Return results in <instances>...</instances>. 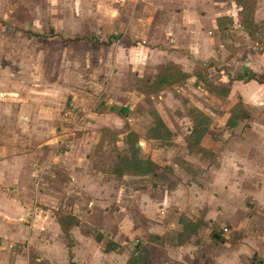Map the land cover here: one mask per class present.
I'll return each instance as SVG.
<instances>
[{"label":"crops","instance_id":"crops-1","mask_svg":"<svg viewBox=\"0 0 264 264\" xmlns=\"http://www.w3.org/2000/svg\"><path fill=\"white\" fill-rule=\"evenodd\" d=\"M176 2L180 11L163 21L165 35L161 36L170 41V51L154 48L152 44L159 39L144 42L150 29L147 24L144 35L136 40L129 28L128 36L117 35V40H107L104 35L76 42L105 44L107 58L113 49L111 60L138 76H143L150 63L155 71L178 67L185 56L224 62L220 74L228 89V105L222 109L224 102L217 100L222 107L204 112L210 119L209 129L197 144L188 146L187 142L193 118L184 122L180 113L170 119L158 111L161 116L157 118L171 136V144L160 145L149 131L154 119L148 121V127L138 129L145 124L139 113L120 118L116 112L93 111L96 102L91 101L90 91L88 95L65 88L47 92L35 90L36 84L31 83L25 85L22 95L18 75L23 73L15 68L0 71V264H124L138 244L136 240L151 249L154 264H264V83L237 78L246 70L264 72V39L261 54L248 47L253 33L241 25V6L234 0ZM251 13L253 25L264 20V0H254ZM220 19L226 24L219 30ZM215 29L218 36L212 35ZM260 30L264 33V27ZM227 66L239 72L232 76ZM207 72L211 76L212 69ZM127 93L129 96V90ZM239 99L249 117L229 128L227 108ZM91 102L88 114L81 113L76 123L75 130L81 131L70 133L58 125L57 132L52 130L51 123L62 116L61 105L79 113L81 106ZM64 120L70 121V117L64 116ZM124 120L139 136L136 145L141 156L157 165L154 174L117 176L104 162L113 151L108 148L112 140L102 130L117 133L123 142L125 128L122 131L119 122L126 124ZM184 123L189 125L186 131H182ZM211 128L223 130L222 140ZM55 141L65 144L57 153L51 147ZM216 143L217 149L212 146ZM155 154L167 156L164 167L160 159L151 157ZM175 156L179 157L177 163L169 159ZM50 158L56 162L50 163ZM97 160L102 161L100 165ZM162 173L173 182L164 183ZM138 177L141 180L135 182ZM62 214L77 220L69 228V237L58 221ZM30 220L33 227L25 224ZM191 221H198L197 233L177 245L181 226ZM215 223L221 228L226 225L229 231L226 227V232L212 231L210 226ZM109 241L119 246L105 251ZM13 244H26L29 258Z\"/></svg>","mask_w":264,"mask_h":264},{"label":"rangeland","instance_id":"rangeland-1","mask_svg":"<svg viewBox=\"0 0 264 264\" xmlns=\"http://www.w3.org/2000/svg\"><path fill=\"white\" fill-rule=\"evenodd\" d=\"M237 6L239 5L237 4ZM179 7L176 0H0V71L15 68L19 73H23V75H18V89L22 95L26 93L25 85L31 83L36 84L35 90L47 92L49 90L51 92L60 91L59 89L65 88L78 90L77 92L80 94L86 95L90 91L94 96L91 101L96 102L97 106L93 111L104 112L106 110L102 111V105L108 104L114 106L116 114L120 118L127 116V113L129 116L139 113L145 124L138 125V129L148 127V121H153V119L154 123H157L156 119L160 115L158 111L161 112L162 117L170 119L177 117L180 113L179 115H184V122H186V118L189 120L194 118L195 110L203 114L207 109L208 112H212L216 109L215 106L221 105L222 107V104H218L222 101L224 102L222 109H225L228 102L226 95H223V90L220 89L216 93L209 86L211 84L215 87H224L220 74L223 72L220 71L223 66L226 67L224 62L216 64L214 61L208 62V60H205L206 62L196 61L185 56L180 60L178 67L176 65H171L169 68L165 66L166 68H162V70L157 68L155 71L151 68L150 63L143 76H138L137 73H128L129 69L126 66L111 60L113 49L110 57L107 58L105 44L102 46L101 44L76 41L62 44V39L86 33L87 35L84 37L87 38L93 37L92 39H94L105 35L104 38L107 40H117V35L127 37L129 28L133 29L131 37L136 40L144 35L143 27L147 24L146 28L150 27V29L144 42L149 44L155 38L159 39L160 42L152 44L154 48L164 52H166L165 50L170 51L172 50V46L169 45L170 41L166 42L161 37L162 34L165 35L163 21L166 22L170 14H177L180 11ZM251 15L252 13L247 18L250 19ZM223 21L221 20L219 30L226 24ZM239 22L241 23L240 18ZM257 24L264 27V20H260ZM234 31L232 34L236 35L237 32ZM208 33L211 34L210 31ZM212 35H219L217 29L212 31ZM263 39L264 33H261L258 28H254L248 47L261 54ZM95 43L97 42L95 41ZM180 49H182L180 51H184L183 48ZM208 68L212 69L211 76L207 72ZM230 68L227 66V70L232 76L239 72L238 69ZM128 90L129 96H127ZM35 93V95L38 94L37 91ZM92 102L88 103V106H81L82 110L79 113H73L69 105L59 104L62 106L60 108L62 116L51 123L53 124L52 130L57 132L56 126L58 125L67 128L66 131H70V133L81 131L75 130L76 123L80 121L81 113L88 114L86 110L93 105ZM156 102H158L157 105ZM85 104L82 103V105ZM235 104L227 108L229 114ZM119 109H121L120 112ZM51 116L53 117V115ZM64 116L70 117V121H65ZM124 123L126 124L119 122L121 130L123 131L125 128L123 142L116 135L117 133L102 130L104 134H107V139L113 142L111 145L110 141V145H108V148L111 147L113 151V156L108 157V160L101 156L104 162L109 163L110 168L113 163L116 164L117 154L122 153V149L127 146V143H136L139 140V136L129 130V123L125 120ZM188 126L184 123L181 126L184 127L182 131H186ZM158 128L162 131L161 126ZM210 131L217 133L222 140L223 130L211 128ZM240 133L237 136L240 137ZM62 145L56 141L53 142L51 147L54 148V153H57L58 149H63ZM212 146L217 149L219 144H212ZM151 157H155L156 160L160 159L163 167L164 162L168 160L167 156L163 154H155ZM178 158V156L169 157L172 162L176 163ZM49 161L50 163L56 162L51 158ZM101 162V160H97L96 165H100ZM167 165L171 167L170 164ZM56 174L59 176V172L56 171ZM162 175L164 183L173 182L169 175L163 173ZM139 179V177L136 178L135 182L141 180ZM56 212L54 210L55 217L58 214ZM61 216L66 215L62 214ZM31 220L26 221L25 224L33 227L34 224ZM220 226L221 224L215 223L210 227L211 230L213 229L212 231L220 232L221 229L226 232L224 228L228 227L224 225L225 227L221 228ZM87 228L89 229V227ZM135 242L138 243V240ZM12 247L24 250L23 256L26 259L29 258L26 244H13ZM56 257H60L58 251ZM33 258H38L37 254H33Z\"/></svg>","mask_w":264,"mask_h":264},{"label":"trees","instance_id":"trees-1","mask_svg":"<svg viewBox=\"0 0 264 264\" xmlns=\"http://www.w3.org/2000/svg\"><path fill=\"white\" fill-rule=\"evenodd\" d=\"M237 4L241 6V15H242V25L244 29L250 33H253L254 28H258L259 30L262 28L259 25H253L247 17L252 12V7L254 4V0H235ZM218 27H221V19L218 22ZM36 35H38L36 33ZM93 37H75L73 39H62V44H67L69 41H78L81 39L92 40ZM238 79H242L244 81L254 79L260 83H264V72L261 74H257L251 70H246L241 74L237 75ZM214 92L218 93L220 89L223 90L224 94H228V89L220 86H212L209 85ZM97 106L95 107V109ZM102 111H111L117 112L114 106L111 105H102ZM121 109H119L120 112ZM199 112V113H198ZM197 113V114H196ZM195 115V116H194ZM193 129L191 130V136L187 138L188 146L191 144H197L199 142V138L202 137L207 130L209 129L210 119L205 114L200 111H194L193 113ZM249 117L248 112L243 107L241 100L235 104V106L230 110V115L227 120V126L229 128H234L239 121L247 119ZM157 123L149 129L151 130L150 134L157 139H159L160 145H168L171 144L170 141V131L168 128L157 119ZM158 126L162 127V131L158 128ZM167 128V129H166ZM167 130V131H166ZM133 135V134H132ZM122 153L117 154L116 164L113 163L112 170L117 176H122L124 173H131L134 175H146V174H154L157 169V165L151 160L144 159L140 154V148L136 143H127V146L122 149ZM60 226L63 232L69 237V228L72 224L77 223V220L73 216H61L58 219ZM199 223L189 222L181 226V231L178 233V238L176 241L177 245L186 243L190 236L196 234ZM119 246L116 242L109 241L104 245V250H114ZM124 264H154L151 257V249L145 246L143 243L138 242V244L133 248L130 252L127 261Z\"/></svg>","mask_w":264,"mask_h":264},{"label":"built area","instance_id":"built-area-1","mask_svg":"<svg viewBox=\"0 0 264 264\" xmlns=\"http://www.w3.org/2000/svg\"><path fill=\"white\" fill-rule=\"evenodd\" d=\"M224 230L226 231V228H224ZM247 264H257V263H247Z\"/></svg>","mask_w":264,"mask_h":264}]
</instances>
